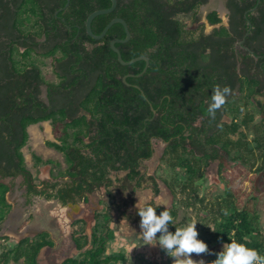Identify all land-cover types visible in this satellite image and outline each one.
I'll use <instances>...</instances> for the list:
<instances>
[{
    "label": "trees",
    "instance_id": "obj_1",
    "mask_svg": "<svg viewBox=\"0 0 264 264\" xmlns=\"http://www.w3.org/2000/svg\"><path fill=\"white\" fill-rule=\"evenodd\" d=\"M208 1L118 0L115 11L93 20L92 30L99 35L113 19H124L132 37L127 43L116 44L123 59L149 58L147 71L140 77H128V85L124 77L142 73L146 62L124 66L118 61L110 44L114 39L126 38L123 25L114 24L99 41L86 31L88 16L110 8V0H70L67 8L68 0H0V150L10 164L16 165L18 158L17 173L25 176L31 192L48 200L58 199L63 205L84 198L88 205L87 195L106 192L113 196V189L118 194L129 191L132 195L150 183L154 196H158L156 178L143 174L140 167L142 161L154 154L153 140H162L168 145L167 164L173 169L181 166L191 175L182 192L203 180L201 162L205 167L217 160L219 172L225 174V193L209 210L213 227L198 231V239L207 243L209 249L223 247L235 239L264 254V235L259 219L253 215L252 202L256 198L251 192H242L239 182L245 174H252L253 186L264 166L252 171L255 163L251 161L253 151L249 142L226 137L237 133L242 125L254 128V142L264 151L263 128L253 127L252 115L245 116L242 124L233 122L220 127V110L214 118L207 112L215 85L230 86L232 94L247 89V101L251 94L264 95V0H228L232 12L230 29L221 27L211 35H196L177 16L191 14L197 20V10ZM207 19L211 25L221 22L216 12L209 13ZM44 36L46 43L40 41ZM244 37L245 45L258 60L248 52L239 55L235 50L234 42ZM15 46L24 63L15 59ZM32 53L52 59L60 78L58 83H48L41 69L29 62ZM240 57L242 63L238 67ZM41 84L49 87L50 106L38 97ZM232 94L224 106L229 104ZM236 111L240 113L239 109ZM45 120H51L57 141L49 142V146L64 154L67 169L63 177L68 181L62 185L47 184L39 191L32 185L33 175L26 168L21 149L29 141L28 127ZM238 149L244 150L243 156L233 160L242 162L230 169L227 157ZM188 154L193 157V165L183 157ZM33 158L37 165L55 164L36 155ZM248 166L250 170L246 172ZM125 171L122 179L111 178L113 172ZM170 189L174 192V187ZM6 191L7 187L0 184L3 204ZM186 197L187 207L204 202L198 195ZM127 204L128 201L118 205V211L127 220L139 222L137 210L130 215L122 211ZM148 204L157 208L158 215L164 210L154 201ZM167 209L174 220L169 230L174 232L175 227L181 228L177 223L179 211L177 207ZM95 220L90 235L83 220L73 223V240L81 254L63 264L124 262L121 252L105 256L108 242L113 239L111 212L98 213ZM46 237L42 236L41 242L22 240L10 252H16V261L25 258L23 264H38L40 249L52 245ZM10 260L6 254L3 264Z\"/></svg>",
    "mask_w": 264,
    "mask_h": 264
},
{
    "label": "flooded vegetation",
    "instance_id": "obj_2",
    "mask_svg": "<svg viewBox=\"0 0 264 264\" xmlns=\"http://www.w3.org/2000/svg\"><path fill=\"white\" fill-rule=\"evenodd\" d=\"M227 3H228V0H225V2L223 3V11L225 14V19H223L222 15L219 13V11L217 9L210 11L209 13L216 12L218 14V17L220 18L221 22L219 24H216V25H211L207 19V15L209 14L208 13L206 15V20H207V23L209 24L211 30L209 32H207V31H205V28L202 27L200 30L198 29L196 31V35L200 34V32H203L205 35H211V34H213V32L216 29H220L221 27H226V28L230 29L232 12L228 8ZM203 6L204 5L200 6L199 9H201ZM180 15H189V14H179L178 16H180ZM188 31H190V30H188ZM191 32H195V31H191ZM247 35H248V33L245 35V37ZM245 37L243 39H237L234 42L233 46H234L235 50H237L239 52V55H243L244 52H248L250 55L254 56L255 59L258 60V57L254 55V52L248 46L245 45ZM40 41L43 43H46V37L44 36L42 39H40ZM241 63H242V58L240 57L238 67L241 66ZM57 79L59 82L60 78L58 76H57ZM48 83H51V82H48ZM239 90H237L236 92H234L232 94L231 99L229 101V104L220 109V113H222L221 118H220V127H222L224 124L231 125L233 122L242 124V121L244 120L245 116L252 115L254 118V121L252 123L253 127L257 126L260 128V126H262L263 131H264V95H262L261 93L251 94L248 101H247L245 96H247L249 94V91H247V89H246V91L241 93V91H239ZM38 97L41 100H43L47 106L51 105L50 99H49V87L48 86L43 85V84L40 85V93L38 94ZM253 101H255L254 103L256 105V108L259 111V116H260L259 121H256V117L252 113H250L248 110L249 103L253 102ZM237 109H239V112H240L239 114L236 113ZM45 124L49 125L51 127V129H49V137H47L46 140H43V143H44L43 149H53L48 144L49 142H54V141L57 142L53 136V133H52L51 120L41 121V122H38L36 124L29 126L28 127V133L30 136V132H29L30 127L38 126V129L40 127L45 128ZM200 124H201V121L199 120L196 123V125L199 126ZM247 130H249L252 133V139H249L248 137L246 138L245 133L247 132ZM45 131L47 132V130H45ZM50 137H52V139H49ZM226 137H229L233 141H238V140L242 139L243 141L246 140L249 142V149H251L253 151V155H251V156H253V159L251 161L255 163V166L252 168V171H256L262 165L264 166V151H261L258 148V145L254 142V139L256 137V133H255L254 128H248V127L242 125V127L239 129V131L237 133L229 134ZM158 141L162 142L166 145L165 151H164V157H163V159H164L165 158V152H166L168 145H167V143L163 142L162 140H155V139L153 140L154 143H156ZM252 145H253V147H252ZM155 147H154L153 156L155 155ZM23 148L21 149L22 153H23ZM53 150H55V149H53ZM55 151L58 153H61L57 150H55ZM243 151H244L243 149L241 151L239 149L233 150L230 154V157H227V158H229L230 169L236 167V165L238 163L242 162L241 160L235 161V160H233V158L238 156V155L240 156V154H241V156H243ZM3 152H4L3 150H0V155H1L0 156V161H1L0 162V184L7 187V191L5 192V195H4L5 196V204L1 203V201H0V261H1L0 264H3L4 256L6 254L11 259L9 264H23L25 258H21L19 261H16L14 258L16 256V252L11 253L10 251H14L19 246L21 241L25 240V239L31 240L32 242H37V241L41 242L42 236H44V235L47 236L46 237L47 241L52 242V245L44 246L40 249L37 261H38V264H52L51 260L48 259V256H49L50 252L54 251V249H56L58 247V240L60 241L61 237L58 236L57 230H55L51 224V220H50L51 213L47 214L46 209H45V206H46L45 203L51 202L52 204H55L57 208H61V209H65V210H67L70 206H76L77 204H80V205L82 204V205H84V208L86 209V212L88 214L93 213L92 216H93L94 220H95V215L98 213L100 214V212H102V211L94 210L93 207L91 206L90 197L92 195L86 196L88 198V201H89L88 205L85 203L84 198L82 200L76 202V203H68L67 205H63L58 199L48 200L47 198H45L43 196H39L36 193L31 192L32 190L30 189V185H28L25 176L17 173V171L19 169L18 158L16 157V165L10 164L9 161L7 160V158L5 157L6 154L3 155ZM23 155H24V153H23ZM33 155H36L37 157L42 158L41 155L38 153H34ZM33 155H32V160H33L32 168H34L35 170H37V169L41 170L42 167H47V168H50V166L52 167V165H44V164L37 165L34 158H33ZM63 156H64V154H63ZM183 157L185 160H188L190 162V164L193 165L195 163L191 154L184 155ZM199 158H201V156H199ZM42 159L44 161H47V160L54 161L53 159H44V158H42ZM149 160L142 161L140 170L146 176H154L156 178V181H157L159 189H160V193L158 196H154V193H153V190L151 188L150 183H145L144 184L145 187L142 189L148 188L151 190L152 197H151L150 201H148L147 203L154 201L156 205L165 207L164 205H161L157 202V199L162 194V189H161L160 184H159L160 179L155 174H148V173L143 172L144 164ZM242 160H244V157ZM64 161H65V157H64ZM54 163L56 164L55 161H54ZM202 163L203 162H201V165H199V166H200V171L204 172L203 180L206 178L208 167L213 163H218L216 175L221 180V182L224 184L223 178L225 180V174L223 175L219 172V169H220V162L219 161H217V160L211 161L205 167H202L203 166ZM25 164H26V161H25ZM65 164H66V167L60 173L61 175L53 177V176H51V172H50V174L48 175L49 179H48V177H47V179L40 177L41 181H39V182H37L35 180L36 176L31 171V169L27 168V165H26V168L33 175L32 185H34L37 188V190L42 191L43 189L46 188L47 184L59 183L60 185H62L63 183L68 181V179L66 177H63V174H64L65 170L67 169L66 161H65ZM174 169L183 170L187 177L182 183L181 182L175 183L174 192L172 191L173 194L174 195L184 194V196H188L189 194H191L192 196H196V195L199 196V190H198V185H197L198 183L194 184L192 188L189 187L185 191V193L182 192L183 191L182 190L183 184L187 181V179L191 175H189L188 172L186 171V169L181 167V166H177ZM120 174H123V176L120 177ZM126 174H127V171L119 172V173L113 172L111 175V178L114 181H116L117 179H122ZM113 175H115V178L113 177ZM251 176H252V174H251ZM203 180H201V181H203ZM164 182L169 187L168 183L166 181H164ZM119 183L120 182H115V184H119ZM224 187L226 190L225 184H224ZM142 189H137L135 191V193H133L132 195L129 191H125L124 193L118 194L117 191L113 189V191H112L113 196H108L110 199H115L116 195L123 196V201L122 202H120V201L115 202L114 206H115L117 212L120 214V216H122L123 220H125L126 222H128L131 225H134V224L136 225V224L140 223V221L134 222L133 220H127L123 216L122 212L118 211L117 206L123 205V203L128 201V204L122 208V211H125L126 215L134 214L135 211L137 210L135 207L136 206V203H135L136 200L134 197L136 196V193ZM169 189H170V187H169ZM97 193H100V192H96L95 194H97ZM102 193L106 194V192L105 193L102 192ZM95 194H93V195H95ZM212 205L213 204H210V210L212 208ZM174 207H176V206H174ZM166 208H169V207H166ZM170 208H172V207H170ZM106 211L111 212V209L105 210L104 213ZM65 216H67V211H66ZM76 216H75L76 219L74 218L75 220H73L72 223L70 224L69 246L67 247L66 250H63L62 252L61 251L57 252L58 254L55 253L56 257H54V259H55V261H57V260L60 261L59 264H63L69 258H79L80 257L81 251L77 249V245L73 240V235H72L73 223L75 221H78V220H83L85 222L84 225H85V231H86L87 235H90L92 232V229L94 228V227L90 226V224L87 222V218L85 216L81 217L79 215V213L76 214ZM112 220H113V214H112ZM111 229H112L113 238H114V232H116V231L112 227H111ZM133 236L134 237L132 239L134 240V242H136L138 244L142 242V239L136 237V233ZM10 242H12V246L10 245ZM73 251H76V253L79 256L69 257L68 255L71 254V252H73ZM106 253H107V251H106ZM105 256H106V254H105ZM55 264H57V263H55Z\"/></svg>",
    "mask_w": 264,
    "mask_h": 264
},
{
    "label": "rangeland",
    "instance_id": "obj_3",
    "mask_svg": "<svg viewBox=\"0 0 264 264\" xmlns=\"http://www.w3.org/2000/svg\"><path fill=\"white\" fill-rule=\"evenodd\" d=\"M225 0H209L206 5H204L201 9L197 10V20L195 15H180L177 17L185 28L190 31H195L194 34H196V31L201 29L202 27L205 28V31L209 32L211 30L209 24L206 20V15L214 10L217 9L219 13L222 15L223 19H225V14L221 12L220 7H223V3ZM23 50V49H22ZM15 59L17 62L20 61V51L15 46ZM29 62L32 64L37 65L42 72L43 78L47 82L51 83H57L58 79L56 76L55 69L53 67L52 59L49 57H46L45 55L41 53H32L31 57H29ZM253 102L249 103L248 110L250 113H252L256 117V121L260 120L259 111L256 108V105ZM49 129L50 126L45 124L44 127H40L38 129V126H32L29 129L30 136H29V142L27 145L23 148V153L25 156V161L28 169H31V171L34 173L35 180L37 182L41 181L40 177L47 179L48 175L51 172V176H59L60 173L63 171V169L66 167L64 156L62 153H58L54 150L50 151L49 149H43L44 143L43 140H46L47 137H49ZM47 130V132L45 131ZM246 138L252 139V133L247 130L245 133ZM49 139H52L50 137ZM49 141V140H48ZM155 155L144 164L143 172L148 174H155L160 179L159 184L162 189V194L157 199V202L161 205H164L165 207H174L176 206L178 208V219L177 223L181 224V228L184 227L186 224L191 223L193 220L197 222V231H200L202 228L212 229L213 225L211 223V212L210 210V204H214L217 201L220 200L221 197H223L225 193V187L224 184L221 182V180L217 177L216 172L218 168V163L211 164L207 169L206 178L198 182V190H199V199H203L204 202L198 204L196 206L187 207V202L189 200H186V196L184 194L182 195H174L172 190L169 189V187H174L176 182H183L186 179V174L183 170H177L171 168L164 157V151L166 145L162 142H156L155 145ZM253 147V145H252ZM52 150V149H51ZM34 153H38L41 155L44 159H53L56 161V164L50 166V168L42 167L41 170H35L32 168V155ZM250 170V166L247 167L246 172ZM252 172V171H251ZM123 176V174H120V177ZM245 174L242 176L239 180L240 184H242L240 187L242 189V192H251L253 196H255L256 200L255 202H252V208H253V215L256 216L259 219L260 222V228L261 233L264 235V170L258 174L257 178L255 179V182L253 186L250 183L251 174L248 175ZM115 178V175H113ZM49 179V177H48ZM166 181L169 185L164 182ZM239 184V185H240ZM138 196V197H137ZM152 195L150 189H142L139 190L136 193V196L134 197L136 200V204L138 203V198H140L141 204H143L145 201H150ZM91 199V206L94 210L102 211L100 212V215L104 213L105 210L111 209V213L113 214V220L110 222V226L117 231L121 232V237L126 238L128 242L134 241L132 238L133 235L136 233V237L140 238L139 232L140 227L139 224L131 225L125 220H123L122 216L117 212L115 208V202L123 201V196L116 195L115 199H110L108 195L103 194L102 192L97 193L95 195H92L90 197ZM45 209L47 214L51 213V224L54 227L55 230L58 232V236L61 237L60 241L58 240V247L54 249V251L50 252L48 259L51 260L52 264L55 262L59 264L60 261H55L54 257L55 253L62 252L63 250H66L69 246V232H70V224L75 218V215L73 213V210L71 207H69L67 210L57 208L55 204L45 203ZM67 211V216H65ZM93 213L86 214L87 222L90 224L91 227L95 226L96 221L93 219ZM141 239V238H140ZM130 240V241H129ZM153 243L156 244L154 241ZM10 245L12 246V242H10ZM157 248H154L155 250H161L159 248V245L155 246ZM222 246H213L210 251L214 253H218L222 250ZM112 249V248H111ZM110 250V249H109ZM111 254H108V256H114L115 253L113 252V249L111 250ZM117 251L116 253H118ZM124 254H126L125 250H122ZM163 254V261L159 264H172V259L168 257L163 251H161ZM58 254V253H57ZM128 255V254H126ZM131 255V253H129ZM264 255V254H263ZM69 257H77L79 256L76 251L71 252V254L68 255ZM133 256V255H131ZM192 258L194 260H200L204 259L206 261V264H210L211 261L216 259L215 255L212 254H201L200 256H197L196 254H193ZM142 261V260H141ZM54 263V264H55ZM145 264H147V261H145Z\"/></svg>",
    "mask_w": 264,
    "mask_h": 264
},
{
    "label": "clouds",
    "instance_id": "obj_4",
    "mask_svg": "<svg viewBox=\"0 0 264 264\" xmlns=\"http://www.w3.org/2000/svg\"><path fill=\"white\" fill-rule=\"evenodd\" d=\"M231 94L232 88L228 85L213 87L211 102L207 108L210 117H215ZM135 207L140 217V238L146 244H153L155 241L156 244L153 246L159 245V248L172 259V264H206L204 259L194 260L193 254L215 255L216 259L210 264H264V256L256 249L249 248L246 243H240L235 239L230 243H224L222 250L218 253L211 252L207 243L198 239L199 233L195 220L182 228L175 227L174 232L170 231L169 225H172L174 220L166 207L158 215L157 208L146 201L141 204L140 198Z\"/></svg>",
    "mask_w": 264,
    "mask_h": 264
},
{
    "label": "crops",
    "instance_id": "obj_5",
    "mask_svg": "<svg viewBox=\"0 0 264 264\" xmlns=\"http://www.w3.org/2000/svg\"><path fill=\"white\" fill-rule=\"evenodd\" d=\"M49 150L54 152L53 149L52 150L49 149ZM70 207L72 208L75 216L76 214L79 213L81 217L84 216L86 217V214H88L86 212V209L84 208V205L82 204L81 205L77 204L76 206H70ZM115 231L116 232H114V238L108 242V248H107L108 250L106 256H108V254H111L112 249L115 255H118L119 252L123 253L122 250H125L126 254L128 255L123 253L125 256V260L124 262H121L119 264H145V261H147V264H159L163 261V257H162L163 254L161 253L162 250H158V249L155 250L154 248H157L153 246L155 245V243L146 244L143 240L139 244L134 241L128 242L126 238L121 237V232L117 231L116 229ZM117 251L119 252L116 253ZM129 253H131V255L133 256L129 255Z\"/></svg>",
    "mask_w": 264,
    "mask_h": 264
},
{
    "label": "water",
    "instance_id": "obj_6",
    "mask_svg": "<svg viewBox=\"0 0 264 264\" xmlns=\"http://www.w3.org/2000/svg\"><path fill=\"white\" fill-rule=\"evenodd\" d=\"M110 1L112 2V6H111L110 8H108V9H101V10L94 11L93 13H91V14L88 16V18H87V20H86V31H87V33H88L89 36H91L93 39L99 41V40H102V39L107 35L108 31L111 29V27H112L114 24L119 23V24L123 25V27H124V29H125V32H126V38L123 39V40H121V39H114V40L111 41V44H110L111 49H112V50L118 55V61H119L122 65H124V66L131 65V64H133V63H135V62H137V61H145V62H146V66H145V68H144V70H143L142 73H140L139 75H132V74H129V75H127V76L124 77V79H123L124 82H125L126 84H128V82H127V78H128V77H134V76L140 77L141 75H143V74L147 71L150 62H149V58H148V57H145V56L138 57V58H134V59H132V60H130V61H125V60L123 59L120 50L116 47V44H117V43H127L128 41H130V39H131V37H132L131 32H130V30H129V26H128L127 22H126L124 19H122V18H115V19H113V20H112V21H111V22H110V23L104 28V30L102 31V33L99 34V35H97V34H95V33L93 32V30H92V23H93V20H94L96 17L100 16V15L110 14V13H112L113 11H115V9L117 8L118 0H110ZM69 3H70V0H68V3L66 4V7H65V8H67V7L69 6ZM65 8H64V9H65ZM128 85H130V84H128ZM135 87H136L137 89L141 90V88H140L139 86H135ZM141 91H142V90H141ZM153 112L156 113V111H155L154 109H153Z\"/></svg>",
    "mask_w": 264,
    "mask_h": 264
},
{
    "label": "bare ground",
    "instance_id": "obj_7",
    "mask_svg": "<svg viewBox=\"0 0 264 264\" xmlns=\"http://www.w3.org/2000/svg\"><path fill=\"white\" fill-rule=\"evenodd\" d=\"M220 10H221L222 13H224V11H223V7H222V6L220 7Z\"/></svg>",
    "mask_w": 264,
    "mask_h": 264
},
{
    "label": "built area",
    "instance_id": "obj_8",
    "mask_svg": "<svg viewBox=\"0 0 264 264\" xmlns=\"http://www.w3.org/2000/svg\"><path fill=\"white\" fill-rule=\"evenodd\" d=\"M262 256H264L263 254H261Z\"/></svg>",
    "mask_w": 264,
    "mask_h": 264
}]
</instances>
